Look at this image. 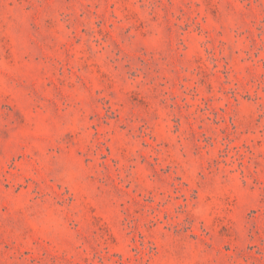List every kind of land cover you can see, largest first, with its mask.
<instances>
[{
	"label": "rangeland",
	"instance_id": "1",
	"mask_svg": "<svg viewBox=\"0 0 264 264\" xmlns=\"http://www.w3.org/2000/svg\"><path fill=\"white\" fill-rule=\"evenodd\" d=\"M0 264H264V0H0Z\"/></svg>",
	"mask_w": 264,
	"mask_h": 264
}]
</instances>
